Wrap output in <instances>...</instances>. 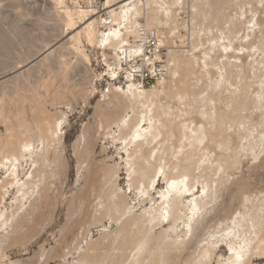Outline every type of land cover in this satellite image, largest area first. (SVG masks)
Returning a JSON list of instances; mask_svg holds the SVG:
<instances>
[{
	"label": "bare ground",
	"instance_id": "bare-ground-1",
	"mask_svg": "<svg viewBox=\"0 0 264 264\" xmlns=\"http://www.w3.org/2000/svg\"><path fill=\"white\" fill-rule=\"evenodd\" d=\"M169 1L105 0L104 10L108 11L113 26L107 32H96L95 19H90L85 26V37L92 43L97 33L103 49L114 51L109 59H117L121 40L143 26L138 18L144 19L143 27L156 29L161 37L159 28L177 23L179 11L172 10V6L182 9L184 2ZM190 1L193 15L197 14L199 4L210 10L215 8L198 13L203 21L210 19L213 24L206 32L217 35L208 41L209 51L195 56L182 49L176 40L171 45L174 49L169 51L168 79L160 89L139 88L132 82L122 87L110 84L112 92L121 97H114L115 102H110L112 108L99 111V127L109 132L113 127L117 129L112 140L120 145V153L125 156L120 159L128 187L139 200L138 204L144 206L139 214L134 213L126 195L116 185L120 165L101 163L93 170L88 161L89 129L81 135L83 146L77 154L80 169L84 170L80 198L84 199L81 202L85 212L92 214L93 211V219L104 215L113 218L118 214L122 220L114 236L117 254L102 256L108 264H254L264 254L262 194L261 198L259 194L252 197L249 180L241 176L236 192L227 193L228 202L222 199L228 191V181L233 180L229 172L240 170V154L247 149L244 144L233 147L230 129L233 125L240 126L241 130L245 128L244 113L251 104L264 112V19L261 15L264 0H255L254 10L251 5L246 7L248 11L237 5V15L226 8L235 7L240 0ZM56 2L55 13L63 26L72 28L73 13L62 0ZM78 38L77 35L75 39L79 42ZM235 41L239 44L235 45ZM164 43L168 41L164 42L162 37ZM191 47L192 51L196 48L192 43ZM256 53L258 56L254 59ZM250 71L259 86L256 91L246 81ZM199 74L210 81V93L198 91ZM194 103H198L197 107ZM16 119L22 121L15 125L8 118L5 120L6 134L0 136V230L3 232L0 247L6 248L23 238L22 234L35 223L42 205L51 201V188L40 172L58 159L52 146L61 138L62 122H52L49 115L35 120L32 127L23 118ZM262 128L260 134L264 139ZM258 157L255 155L253 159ZM27 166L28 172L24 173ZM214 166L212 173H222L218 179L205 174ZM160 183L165 187L158 191ZM11 196L14 208L7 212L4 203ZM180 224L186 229L179 233ZM156 227L162 229L154 234ZM89 258L97 256L89 255Z\"/></svg>",
	"mask_w": 264,
	"mask_h": 264
},
{
	"label": "rangeland",
	"instance_id": "rangeland-1",
	"mask_svg": "<svg viewBox=\"0 0 264 264\" xmlns=\"http://www.w3.org/2000/svg\"><path fill=\"white\" fill-rule=\"evenodd\" d=\"M56 1L0 0V136L5 137L7 118L16 125L22 121L16 118L21 117L31 127L35 125V120L43 118L44 115H49L52 122L55 120L62 122L61 138L52 146L53 154H56L58 159L52 160L50 166L45 165L40 172L51 188V201L42 205L35 223L28 227L29 230L25 234H22L21 240L7 248L0 247V264H108L102 256L117 254V239H114V236L122 220L119 219L118 214L113 218L104 215L93 219V211L92 214L86 213L82 205L84 199L80 198L84 170L80 169L77 152L83 146L81 135L87 129L91 136L88 140L91 148L88 161L91 168L94 170L95 166L101 163L108 166L119 164L120 171L116 184L119 192L126 195L128 205L133 206L135 214H139L144 208L143 205L138 204L139 200L129 189L127 175L121 169L123 164L120 158L124 159L125 156L120 153V145L112 140L113 133L117 134V129L113 127L109 132L100 128L98 124L99 111L105 107L112 108L110 102H115L114 97H121L112 92L110 84L122 87L126 83L110 82L104 75L106 62L113 56L114 51L107 47L103 49L97 33L95 38L98 42L95 39L89 43L85 37V26L90 19H95L93 24L96 32H104L99 25L98 17L94 15L90 17L87 13L79 15L63 3L73 13L74 18L73 27L67 29L63 26L60 16L55 13ZM240 1L235 7L229 5L233 8L226 9L237 15L240 7H244L245 11H248L247 6L251 5V10L256 7L255 0ZM183 2L182 9L180 6H172V10L179 11L176 16L178 24L171 23L159 28L164 42L168 41L163 44L164 60L167 62L169 51L174 49L171 45L176 40L182 45V49L200 56L201 53L209 51L208 41L212 37L217 38L215 32L212 34L206 32L208 27L213 26L210 24L211 20L203 21L198 14L200 11L208 12L210 8L199 4L197 14L193 15L192 1L183 0ZM214 9L213 7L210 11ZM261 10L264 19V8ZM138 21L144 26L143 18H138ZM77 35L79 42L75 39ZM191 43L194 48L198 47L194 49L195 52L192 51ZM253 55H256L255 58L252 57L254 59L258 56L257 53ZM211 57L216 58L212 54ZM250 72L246 81L248 80L251 89L256 91L259 86L252 76L253 72ZM255 72L260 74L258 71ZM199 77L201 83L198 91L210 93V88L208 89L210 81L205 79L204 74H199ZM161 84L162 82H156L153 86L143 88L160 89ZM194 105L197 107L198 103ZM194 105L192 107H195ZM249 107L247 113L243 114L245 128L241 130L239 126L240 130H238V126L233 125L231 131L229 130L233 135V147L240 148V144H244L248 150L241 151L240 170L229 172L230 179L233 180L228 181V191L224 192L222 198L226 203L229 199L228 194L236 192L237 182L241 176L249 180L251 188L249 193L252 197L258 194L259 197L261 194L264 197V151L262 150L264 139L260 134L264 126L263 123L261 126L264 112L254 108L253 104ZM199 153L202 156L203 153ZM253 155L259 157L253 159ZM28 167L24 168V173L28 172ZM214 168L216 167H212L213 170L209 168L205 174L218 179L222 173L215 175L216 172H213V174ZM24 173L20 174L21 178L24 177ZM164 187L165 184L160 183L158 191ZM220 200L221 198L218 202ZM4 206L7 212L14 208L12 196L6 199ZM148 206L149 204L145 207ZM160 228L162 229V227L154 228V234H157ZM185 229V226L180 224L177 231L180 233ZM2 234L0 230V235ZM89 255H95L97 258L88 259ZM261 256L254 264H264V254Z\"/></svg>",
	"mask_w": 264,
	"mask_h": 264
},
{
	"label": "built area",
	"instance_id": "built-area-1",
	"mask_svg": "<svg viewBox=\"0 0 264 264\" xmlns=\"http://www.w3.org/2000/svg\"><path fill=\"white\" fill-rule=\"evenodd\" d=\"M62 1L76 12L94 14L104 32L113 26L108 11L104 10L105 0ZM163 50L159 32L139 26L134 34L121 40L117 59L108 60L104 75L110 82H132L139 88L163 82L168 77L170 67L164 60Z\"/></svg>",
	"mask_w": 264,
	"mask_h": 264
}]
</instances>
